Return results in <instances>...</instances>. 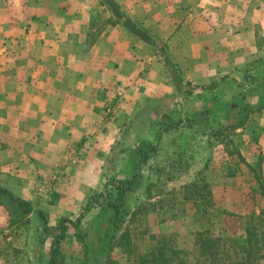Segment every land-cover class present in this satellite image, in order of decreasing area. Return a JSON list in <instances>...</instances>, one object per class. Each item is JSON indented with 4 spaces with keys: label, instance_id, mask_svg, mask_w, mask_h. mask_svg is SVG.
I'll list each match as a JSON object with an SVG mask.
<instances>
[{
    "label": "rangeland",
    "instance_id": "374dc122",
    "mask_svg": "<svg viewBox=\"0 0 264 264\" xmlns=\"http://www.w3.org/2000/svg\"><path fill=\"white\" fill-rule=\"evenodd\" d=\"M255 62L252 79L183 88L176 71L167 98L108 100L104 124L59 146L51 170L41 171L33 213L0 206V264H151L153 249L169 239L192 250L196 264L193 236L209 228L233 251L248 219L264 220V129L255 112L238 128L247 110L236 122L220 120L229 105H264V63ZM219 98L227 103L218 114L210 104ZM238 129L261 141L260 166L240 153Z\"/></svg>",
    "mask_w": 264,
    "mask_h": 264
},
{
    "label": "crops",
    "instance_id": "0c3cea01",
    "mask_svg": "<svg viewBox=\"0 0 264 264\" xmlns=\"http://www.w3.org/2000/svg\"><path fill=\"white\" fill-rule=\"evenodd\" d=\"M113 1L152 44L102 0H0V179L29 203L37 201L41 171L59 158L57 148L104 124L108 100L172 94L166 59L181 70L183 88L252 79L255 60L264 63V0ZM225 103L211 102L212 112ZM245 103L229 105L220 121L239 118ZM255 119L264 129V106ZM239 136L236 146L254 165L261 141Z\"/></svg>",
    "mask_w": 264,
    "mask_h": 264
},
{
    "label": "trees",
    "instance_id": "16d2710c",
    "mask_svg": "<svg viewBox=\"0 0 264 264\" xmlns=\"http://www.w3.org/2000/svg\"><path fill=\"white\" fill-rule=\"evenodd\" d=\"M102 2L109 7V9L113 12V14L119 19L123 21L125 18L124 14L121 12L119 5L113 0H102ZM125 27H127L133 34L137 35L141 39L145 40L148 43H153L154 41L151 39L148 32L134 24L131 20L126 19L123 21ZM161 53H165L164 48H159ZM167 64L172 68V77L175 79V72L181 70L177 65L171 63L168 59L165 60ZM177 82L174 80L175 84H180L183 86V78L182 75L180 78H176ZM187 85H191L187 83ZM248 104H244L243 107L247 112L245 116L238 121V125L243 127L246 125L248 121V116L250 113H257L263 106H260L257 110H250L247 107ZM237 106V105H236ZM240 119L238 116L234 118L232 121H237ZM194 123V122H192ZM227 125V124H225ZM255 163L257 166L262 164V161ZM251 165V164H250ZM252 165V166H254ZM251 166V167H252ZM206 187H208L206 185ZM264 196V190H263ZM214 204H212L213 207ZM0 206L6 208L10 213L11 208L15 206L18 207V210L21 211L22 216L30 215L34 212L33 206L21 199L20 197L13 194L1 181L0 179ZM41 216H44L42 212H39ZM203 215L207 216V212H203ZM247 228H246V236L244 241L241 244L235 246L233 251L229 249L227 251L224 250L226 245L224 244L225 239L223 237V233L216 234L211 228L197 232L194 237L193 245L195 246L197 261L196 264H261L264 261V220L263 219H248ZM61 239L64 238L65 228H63ZM59 238V239H60ZM175 239H169L166 243H161L159 247L153 249L151 252V264H191V256L194 254L188 248L179 250L177 249V244L175 245ZM168 249L170 254H167ZM54 257V256H53ZM49 264H55L54 259Z\"/></svg>",
    "mask_w": 264,
    "mask_h": 264
},
{
    "label": "built area",
    "instance_id": "2783aa9c",
    "mask_svg": "<svg viewBox=\"0 0 264 264\" xmlns=\"http://www.w3.org/2000/svg\"><path fill=\"white\" fill-rule=\"evenodd\" d=\"M111 111V110H110Z\"/></svg>",
    "mask_w": 264,
    "mask_h": 264
}]
</instances>
